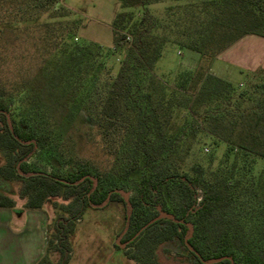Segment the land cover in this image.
Returning <instances> with one entry per match:
<instances>
[{"label":"trees","instance_id":"trees-1","mask_svg":"<svg viewBox=\"0 0 264 264\" xmlns=\"http://www.w3.org/2000/svg\"><path fill=\"white\" fill-rule=\"evenodd\" d=\"M2 1L14 6L16 21L48 15V84L71 111H85L114 161L102 169L80 156L30 78L0 75V207L60 209L36 264H69L76 222L89 206L112 201L126 206L124 253L137 264H165L161 254L171 252L182 264H232L229 256L235 264H264V67L243 87L208 72L242 37H264V0H171L163 17L122 10L112 23L111 51L72 41L80 23L58 6L62 0ZM169 42L198 52L202 63L172 83L154 71ZM122 52L115 73L103 57ZM221 143L226 152L218 162L213 152L203 154L207 144ZM44 154L50 171L30 161ZM129 181L135 183L127 197ZM248 196L260 214L246 232L232 210Z\"/></svg>","mask_w":264,"mask_h":264},{"label":"rangeland","instance_id":"rangeland-1","mask_svg":"<svg viewBox=\"0 0 264 264\" xmlns=\"http://www.w3.org/2000/svg\"><path fill=\"white\" fill-rule=\"evenodd\" d=\"M171 4L173 1L166 0L152 3L146 7L125 8L122 6V0H62L58 6L63 5L68 8L70 10L68 18H75L80 23L79 32L72 38V41L93 45L95 50L96 46H99L104 51H111L114 45L112 23L119 11L132 10L136 16H139L144 10H149L156 16L163 17L167 12V7ZM13 8L11 3L0 0V75L4 78H14L20 74L29 77L32 87L42 92L44 99L52 106L65 134L74 139L78 154L90 159L102 169L111 168L114 163L113 158L103 150L96 129L93 131L90 129L85 111L80 106L71 111L61 103L58 91L52 89L48 84L46 73L49 70V60L43 48L42 23L50 18L44 14L35 20L16 21L9 14ZM248 36L249 40L264 38L255 34ZM252 48L259 49L258 45L249 41L248 46L243 45L238 48L236 57L240 58L241 55L247 53L250 56L254 50ZM260 49H262V45ZM123 56V52L121 54L110 53L108 57L104 56L103 58L117 73ZM201 64L198 52L180 48L177 44L169 42L158 58L154 71L167 82L172 83L178 79L181 73L194 72ZM217 65L215 69L211 66L208 72L231 81L237 87H243L250 80H254L253 72L257 69L241 72L240 69L235 68L236 70L234 69L230 75H227L225 74L224 61L218 59ZM211 152L214 154L215 162H218L226 152L225 143L216 147L207 144L203 149V154ZM48 156V154L36 155L30 161L42 170L50 171L52 165ZM193 161L194 159H191V162ZM245 164H248L247 161ZM261 164L262 161L258 160L257 166H261ZM134 178L137 179L138 175H135ZM134 183V181H129L125 186L127 197L131 194ZM14 198L17 201V206L23 207L24 199L18 195H15ZM41 210L47 217V241H49L52 238L54 219L60 209L47 203ZM259 214L257 202L252 196L238 202L232 210L234 219L243 224L246 232L252 229L253 220ZM125 216L126 206L122 202L112 201L98 207L89 206L82 218L76 222L69 264H137L136 261L128 259L124 253V248L128 244V241H122L126 224ZM49 256L52 261H55L58 254L51 251ZM174 256V252H171L170 256L161 254V260L165 264H182Z\"/></svg>","mask_w":264,"mask_h":264},{"label":"crops","instance_id":"crops-1","mask_svg":"<svg viewBox=\"0 0 264 264\" xmlns=\"http://www.w3.org/2000/svg\"><path fill=\"white\" fill-rule=\"evenodd\" d=\"M248 37H242L219 54L212 68L219 66L218 59L224 61L227 75L235 68L245 72L264 67V38L249 40ZM249 41L258 45L259 49L252 48L254 50L250 56L247 53L236 57L238 48L248 46ZM46 222L47 217L41 209H23L18 212L0 207V264H36L47 250Z\"/></svg>","mask_w":264,"mask_h":264},{"label":"water","instance_id":"water-1","mask_svg":"<svg viewBox=\"0 0 264 264\" xmlns=\"http://www.w3.org/2000/svg\"><path fill=\"white\" fill-rule=\"evenodd\" d=\"M229 259L231 260L232 264H235V261L232 256H229Z\"/></svg>","mask_w":264,"mask_h":264}]
</instances>
